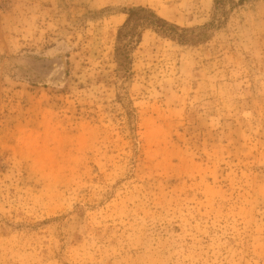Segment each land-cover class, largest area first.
Here are the masks:
<instances>
[{
	"label": "rangeland",
	"instance_id": "rangeland-1",
	"mask_svg": "<svg viewBox=\"0 0 264 264\" xmlns=\"http://www.w3.org/2000/svg\"><path fill=\"white\" fill-rule=\"evenodd\" d=\"M0 264H264V0H0Z\"/></svg>",
	"mask_w": 264,
	"mask_h": 264
},
{
	"label": "trees",
	"instance_id": "trees-1",
	"mask_svg": "<svg viewBox=\"0 0 264 264\" xmlns=\"http://www.w3.org/2000/svg\"><path fill=\"white\" fill-rule=\"evenodd\" d=\"M140 28H151L162 35L171 37H174L177 34L176 30L179 29L178 26L160 18L148 8L139 7L128 10V17L120 27L117 38L123 41L125 47L139 38ZM178 39L187 41L182 34H178Z\"/></svg>",
	"mask_w": 264,
	"mask_h": 264
}]
</instances>
